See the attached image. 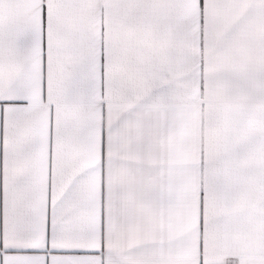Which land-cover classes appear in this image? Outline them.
Here are the masks:
<instances>
[{"label":"snow or ice","instance_id":"1","mask_svg":"<svg viewBox=\"0 0 264 264\" xmlns=\"http://www.w3.org/2000/svg\"><path fill=\"white\" fill-rule=\"evenodd\" d=\"M0 264H264V0H0Z\"/></svg>","mask_w":264,"mask_h":264}]
</instances>
